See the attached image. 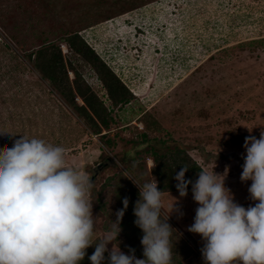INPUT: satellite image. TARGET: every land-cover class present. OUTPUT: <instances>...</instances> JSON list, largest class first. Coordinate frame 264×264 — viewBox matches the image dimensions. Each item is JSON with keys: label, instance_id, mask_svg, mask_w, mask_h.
<instances>
[{"label": "rangeland", "instance_id": "374dc122", "mask_svg": "<svg viewBox=\"0 0 264 264\" xmlns=\"http://www.w3.org/2000/svg\"><path fill=\"white\" fill-rule=\"evenodd\" d=\"M74 32L129 88V103L111 105L93 67L64 42ZM49 42L59 45L69 79L77 70L111 110L114 123L102 134L108 133L112 147L91 134L24 59ZM262 130L264 0H0V133H10L0 134V148L21 135L43 139L65 149L68 166L90 177L97 172L90 195L93 239L111 229L128 198L109 251L118 245L124 254L134 249L142 255L136 258H144L143 232L134 223L139 188L132 180L142 185L152 175L158 182L155 156L176 149L202 169L225 174L235 203L254 206L252 182L240 176L245 138L259 139ZM174 198L177 211L167 220L174 229L172 264H205V241L188 231L199 206L191 187L186 197L177 188L163 193L161 219Z\"/></svg>", "mask_w": 264, "mask_h": 264}, {"label": "clouds", "instance_id": "9594fccd", "mask_svg": "<svg viewBox=\"0 0 264 264\" xmlns=\"http://www.w3.org/2000/svg\"><path fill=\"white\" fill-rule=\"evenodd\" d=\"M244 148L240 179L252 182L248 191L254 206L234 202L224 184L225 174L201 169L193 183L185 179L184 165L174 177L180 197H186L192 185L199 206L188 231L205 241L201 249L205 264H264V130L259 139L246 137ZM151 177L142 185L131 179L139 188L134 223L143 232L144 258H136L134 249L131 255L124 254L118 245L109 251L121 231L128 198L111 229L94 241L91 177L67 165L63 147L21 135L11 147L0 148V264H80L93 244L91 264H103L106 252L108 264H172L174 229L167 220L177 211V200L162 220L164 191Z\"/></svg>", "mask_w": 264, "mask_h": 264}, {"label": "trees", "instance_id": "16d2710c", "mask_svg": "<svg viewBox=\"0 0 264 264\" xmlns=\"http://www.w3.org/2000/svg\"><path fill=\"white\" fill-rule=\"evenodd\" d=\"M63 40L72 52L82 56L93 67L99 78L103 81L113 107L122 106L130 102L132 92H130L129 88L78 32L67 35ZM24 59L28 60L30 65H32V69L39 74L40 80L49 82L50 92L52 94L56 92L64 104L83 120L91 134L105 139L104 144L108 147L114 145V141L106 138L108 133L102 134L103 129L107 132L111 130V125L114 123L111 110L92 91L90 86L83 80L81 73L77 70H74L75 78L72 81L69 79L58 44L49 42L37 51L25 54ZM77 97L82 99L83 105L77 103ZM147 127L151 126L147 124ZM141 135L144 139L148 137L146 132H141ZM155 164L154 174L158 179V188L164 192L176 189L177 181L174 177L184 165L188 166L185 179L191 180L193 183L198 178V174L202 169L196 162L191 160L184 150L178 149L171 151L166 156H155ZM190 187L192 188L191 184H189L188 188ZM93 240L97 241L99 238ZM93 249L95 251V244L86 250V256L80 264H87L88 261L91 264L88 257L91 256L90 253ZM135 255L140 256L141 254ZM103 264H108L106 253Z\"/></svg>", "mask_w": 264, "mask_h": 264}, {"label": "water", "instance_id": "95a60500", "mask_svg": "<svg viewBox=\"0 0 264 264\" xmlns=\"http://www.w3.org/2000/svg\"><path fill=\"white\" fill-rule=\"evenodd\" d=\"M97 175V172L91 177L92 182L94 181V177Z\"/></svg>", "mask_w": 264, "mask_h": 264}]
</instances>
